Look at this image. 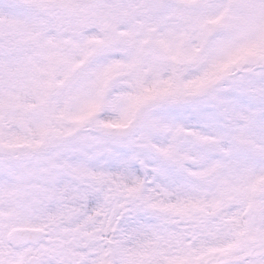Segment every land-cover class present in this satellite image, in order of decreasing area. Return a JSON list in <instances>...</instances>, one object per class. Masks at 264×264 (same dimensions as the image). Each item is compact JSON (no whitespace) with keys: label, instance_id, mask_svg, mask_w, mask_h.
I'll use <instances>...</instances> for the list:
<instances>
[{"label":"snow or ice","instance_id":"obj_1","mask_svg":"<svg viewBox=\"0 0 264 264\" xmlns=\"http://www.w3.org/2000/svg\"><path fill=\"white\" fill-rule=\"evenodd\" d=\"M0 264H264V0H0Z\"/></svg>","mask_w":264,"mask_h":264}]
</instances>
